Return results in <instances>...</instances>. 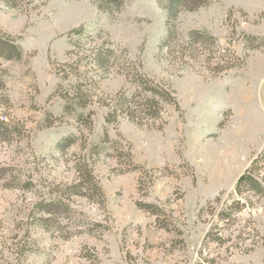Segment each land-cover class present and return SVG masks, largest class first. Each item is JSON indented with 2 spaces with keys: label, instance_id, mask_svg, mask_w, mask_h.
I'll list each match as a JSON object with an SVG mask.
<instances>
[{
  "label": "rangeland",
  "instance_id": "obj_1",
  "mask_svg": "<svg viewBox=\"0 0 264 264\" xmlns=\"http://www.w3.org/2000/svg\"><path fill=\"white\" fill-rule=\"evenodd\" d=\"M100 2L0 0V264H264V0Z\"/></svg>",
  "mask_w": 264,
  "mask_h": 264
},
{
  "label": "trees",
  "instance_id": "obj_2",
  "mask_svg": "<svg viewBox=\"0 0 264 264\" xmlns=\"http://www.w3.org/2000/svg\"><path fill=\"white\" fill-rule=\"evenodd\" d=\"M125 0H101L99 3V6L102 9H106L109 11L112 10H118L122 5L124 4ZM206 0H167V3L165 5L166 11H167V21L168 26L173 30L174 25L173 21L178 16V13L183 9H189V10H195L199 6L205 4ZM79 32V30H77ZM192 39H196V35L193 36ZM197 40V39H196ZM261 45H255L254 48H258ZM110 51L107 49H100L98 53L95 55L96 61L99 65L105 66L109 62V55ZM0 55L5 56L6 58H20L22 56V50L21 47L16 44L13 41L3 39L0 37ZM148 90L153 94L151 97L147 99V105L150 112H155L159 106V100L157 99V96H160V91L156 87H148ZM128 100L126 98H122L120 101L121 107L126 106L129 108ZM5 123L0 120V130H5ZM71 138H67L61 143H59L58 148L64 149L67 145L71 144ZM258 161H254L251 168L243 174L236 185V190L239 194H244L247 191H253L257 194H264V186L262 185L261 181L253 175V170L256 167V163ZM79 171L81 172V176L77 177V181L67 187V190L71 194H83L82 188L89 190L91 192L92 190H97L96 183L93 180L92 174L90 170L87 169L84 165H81L79 168ZM57 203V202H56ZM55 204L54 202L45 203L42 202L40 204L41 209L48 210L51 205ZM238 208H241L239 206H242L244 204L240 201L237 202Z\"/></svg>",
  "mask_w": 264,
  "mask_h": 264
}]
</instances>
